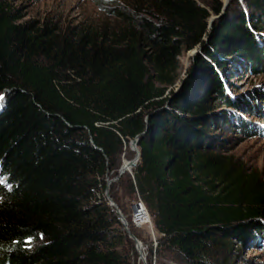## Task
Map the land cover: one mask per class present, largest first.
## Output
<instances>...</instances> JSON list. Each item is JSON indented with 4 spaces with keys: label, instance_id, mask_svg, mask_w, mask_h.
Instances as JSON below:
<instances>
[{
    "label": "trees",
    "instance_id": "16d2710c",
    "mask_svg": "<svg viewBox=\"0 0 264 264\" xmlns=\"http://www.w3.org/2000/svg\"><path fill=\"white\" fill-rule=\"evenodd\" d=\"M92 2L96 13L78 18L22 20L0 0V264H135L105 189L124 145L144 131L133 178L109 194L122 211V187L145 204L158 235L149 264H228L233 242L264 235V179L211 151L198 126L215 125L208 95L225 106L238 99L214 74L205 98L188 99L209 67L202 59L177 96L168 91L178 55L199 46L210 61L222 51L264 71V0H231L211 31L221 0Z\"/></svg>",
    "mask_w": 264,
    "mask_h": 264
},
{
    "label": "rangeland",
    "instance_id": "374dc122",
    "mask_svg": "<svg viewBox=\"0 0 264 264\" xmlns=\"http://www.w3.org/2000/svg\"><path fill=\"white\" fill-rule=\"evenodd\" d=\"M7 1L11 4V6L19 9L20 12L24 14L22 20H39L52 15L55 17H61L62 19H72L78 18L85 14L96 13V10H98L95 4H93L92 0ZM197 1L201 3L204 2L207 5L213 4L214 2V0ZM221 1L224 2V6L226 2V9L231 2V0ZM243 5H241V7H244ZM226 9H224L225 12ZM224 14L225 13L222 14L221 11L219 17L214 14L211 15L212 18L216 17L213 19V23L216 20L218 21V19ZM211 29L212 27H209V31H211ZM255 37L257 38L256 34ZM258 40L259 45L263 46L264 41L261 39ZM261 42L263 44H261ZM217 55L218 61H210L205 57L204 51L200 46L193 48L190 51H182L177 57L179 61L178 80L168 91L169 97L170 99H173L175 95L177 96L184 87V83L188 81L193 74H195V61H198L199 59L206 61L209 67H207L203 75L202 82L196 86V89L190 94L188 99L192 100L194 95L196 100L205 98L208 95V90L205 88V86L207 84L208 86L210 85L209 82L212 79L211 75L213 76L214 74L219 81L224 83L223 91L226 90L228 96H231L232 98L237 97L239 107L235 106L234 104H232V106H225L218 102L213 94L208 95L206 99L208 106L205 116L206 118L212 120L215 125H213V128L198 126L199 130L202 131V140L203 142H206V146L209 147L211 151L234 157V159L240 163V165H243L250 171H256L261 175V178L264 179V135L253 131H251L249 134H245L235 126L239 125L238 122L242 119L243 122H245V124H247L250 128L251 126L256 125L264 128V112L261 108V106L264 105V102L258 101L255 98L256 96H259L258 94L262 93L264 90V71L256 72L251 68L248 70V68H246L248 64L247 60L244 57L239 58L236 54L229 57L224 56L223 52L221 51L217 53ZM4 96L5 95L3 94V97ZM244 101L249 103V105H258V109L251 110V113L254 114H250V111L244 110L242 106L240 108V104ZM3 104L4 99L0 101V108ZM222 115H226L227 120H222V118H219L222 117ZM205 123L207 122L205 121ZM240 129H243L244 131L247 130L241 126ZM135 154V151L132 150L129 143L125 144L120 155L121 157L119 165L123 159L125 161L124 164L127 163V161L134 159L136 157ZM115 174V172H111L110 178H112ZM125 176L133 178V169L132 173H128L126 171L121 177ZM114 182L117 183L116 181ZM0 183L4 185L7 184V179L3 178L2 175H0ZM117 192L121 200L120 204L123 208V211L119 207L118 208L126 215L130 230L135 231L139 235L137 239L142 242L143 253L147 263L149 264V247L152 246L155 248L157 246L158 239V235L155 233V231H153L151 215L149 213L148 216L141 206H134V204L141 200H139L140 197L137 194L129 196L125 193L123 187ZM133 213L137 220L141 219L142 224H140L138 227L134 226L131 220ZM148 218L150 222H148ZM231 245L232 246L227 247L228 250H226L232 255L228 264H264V235L261 237L260 235L255 236L254 240L246 245L241 246L234 242ZM154 258L155 257L152 259V264H154ZM135 264H143V260L140 258L138 251Z\"/></svg>",
    "mask_w": 264,
    "mask_h": 264
},
{
    "label": "water",
    "instance_id": "95a60500",
    "mask_svg": "<svg viewBox=\"0 0 264 264\" xmlns=\"http://www.w3.org/2000/svg\"><path fill=\"white\" fill-rule=\"evenodd\" d=\"M225 7H226V2H225V6L222 10V14L225 13V11H224ZM217 17H219V15H217ZM214 18H216V17H214ZM214 18L210 17V19H209L210 20V25H209L210 28L213 26V21H214L213 19ZM145 133H146V131L138 134L136 138L130 140L129 145L131 146L132 150L135 151L136 158L134 159V161L132 163L127 162L125 164H120L119 168L116 171L115 176H113L112 178L109 177L107 179L105 194H106V197L108 199L109 205L112 207L113 211L118 215V218L120 219L121 223L123 224V229L125 230V232L128 233L129 237L134 241V247L139 252L140 258L143 260V264H148L146 259H145V255L143 253L142 242L139 241L137 239V237L133 234V232L130 230V228L128 226L127 219H126V215L124 213H122L121 210H119L117 204L115 203V201L112 199L111 195L109 194L110 184L114 181L119 180V178L122 176L123 173H125V171H127L128 173H132V169H134L138 165V162L140 161V158H141L140 148L138 146V142H139L140 138ZM134 206L135 207L141 206L142 208L145 209V212L149 215V212H147V209L145 208L142 200L139 201L138 203L134 204Z\"/></svg>",
    "mask_w": 264,
    "mask_h": 264
},
{
    "label": "built area",
    "instance_id": "2783aa9c",
    "mask_svg": "<svg viewBox=\"0 0 264 264\" xmlns=\"http://www.w3.org/2000/svg\"><path fill=\"white\" fill-rule=\"evenodd\" d=\"M139 200H140V198H139ZM141 201V200H140ZM144 209V208H143ZM144 212H145V209H144ZM147 214V213H146ZM148 215V214H147ZM149 216V215H148ZM132 222H133V225L134 226H136V227H138V226H140V224H142V222H141V219L140 220H137L136 219V217H135V215H134V213H133V215H132ZM148 222H150V220H149V218H148Z\"/></svg>",
    "mask_w": 264,
    "mask_h": 264
},
{
    "label": "snow or ice",
    "instance_id": "6c2138e0",
    "mask_svg": "<svg viewBox=\"0 0 264 264\" xmlns=\"http://www.w3.org/2000/svg\"><path fill=\"white\" fill-rule=\"evenodd\" d=\"M4 99L3 95L0 94V101H2Z\"/></svg>",
    "mask_w": 264,
    "mask_h": 264
},
{
    "label": "bare ground",
    "instance_id": "6f19581e",
    "mask_svg": "<svg viewBox=\"0 0 264 264\" xmlns=\"http://www.w3.org/2000/svg\"><path fill=\"white\" fill-rule=\"evenodd\" d=\"M226 9V8H225ZM136 158V157H135ZM134 158V159H135ZM134 159H132V160H129V161H127V162H129V163H132L133 161H134ZM126 172V171H125Z\"/></svg>",
    "mask_w": 264,
    "mask_h": 264
}]
</instances>
